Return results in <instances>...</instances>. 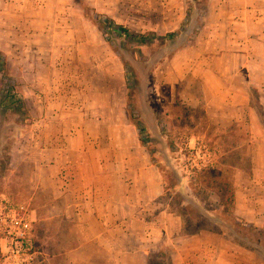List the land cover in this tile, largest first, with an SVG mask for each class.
I'll return each instance as SVG.
<instances>
[{"label":"rangeland","instance_id":"obj_1","mask_svg":"<svg viewBox=\"0 0 264 264\" xmlns=\"http://www.w3.org/2000/svg\"><path fill=\"white\" fill-rule=\"evenodd\" d=\"M78 1L89 15L133 31L177 35L121 48L117 36L111 44L104 39ZM0 51L8 68H0V100L12 86L29 117L2 114L0 105V212L24 205L31 225L20 256L0 240V264H70L69 214L52 217L54 195L40 187L50 183L45 168L55 158V136L74 134L81 118L97 138L101 164L109 161V137L123 149L138 142L136 158L148 160L162 187L150 210L170 213L183 238L203 235L200 251L183 263L264 264V233L243 217L247 207L251 219L264 218V0H0ZM223 168L238 200L230 217L216 192ZM60 177L65 187L64 171ZM104 177L99 183L117 195L121 179ZM253 204L262 205L260 213L251 212ZM172 249L150 253L149 264H171Z\"/></svg>","mask_w":264,"mask_h":264},{"label":"crops","instance_id":"obj_2","mask_svg":"<svg viewBox=\"0 0 264 264\" xmlns=\"http://www.w3.org/2000/svg\"><path fill=\"white\" fill-rule=\"evenodd\" d=\"M86 123L81 118L74 123V134L55 136V143L51 144L55 147V158L53 164L45 168L50 183L40 187L42 192L54 195L50 203L56 211L52 217L63 214L62 211L69 214L70 234L74 240L69 250L70 264H137L139 258L142 259L140 264H149L150 253L155 254L164 247L173 248L171 264H188L183 263V259L200 251L202 246L198 242L203 235L183 238L179 236L180 223L170 213L165 209L156 214L150 210L162 187L157 183L148 160L144 156L136 158L140 154L138 142L123 149L117 144L116 135L109 137L103 150L109 161L101 164L100 150L93 146L97 138L86 134ZM126 151V156L119 154ZM64 167L66 170H62ZM62 171L65 173V187L60 183ZM116 174L121 183L118 184V194L114 195L113 186L100 184L99 180ZM237 203L235 195L234 209H237ZM260 206L253 204L251 212L260 213ZM243 217L248 223L264 227V218L251 219L247 207ZM193 242L197 248L190 247L188 252L184 245ZM211 260L202 262L223 264L220 259Z\"/></svg>","mask_w":264,"mask_h":264},{"label":"trees","instance_id":"obj_3","mask_svg":"<svg viewBox=\"0 0 264 264\" xmlns=\"http://www.w3.org/2000/svg\"><path fill=\"white\" fill-rule=\"evenodd\" d=\"M77 1V0H76ZM78 4L80 5V8L83 11V14L88 17L98 28V30L102 33L104 39L108 43H112L111 36H117L119 38V45L121 48L126 47L127 42L130 43H138L141 45H148L151 42L155 40H167V39H174V37L177 35V31H167L164 34H156L154 31H146V32H137L131 30L129 27L119 24L113 19L97 12H93L92 15H89L87 12L86 6L81 2L78 1ZM0 68L7 70V62L0 51ZM126 76L128 77L127 80L130 82V74L129 72L126 73ZM1 113L4 114L5 110H10L19 113L22 115L24 120L28 121L29 117L26 113V109L24 106V102L22 99L18 98L17 95L14 92V89L12 86L7 88L6 90H3L1 93ZM130 119H132L134 116L133 114L129 115ZM135 125V124H134ZM137 128L139 129V142L142 143V145H145V141H147L146 137H143L142 134L145 131L143 127L139 126V123L136 124ZM216 192L219 196V205L221 207L222 213L225 216H233L234 214V205H235V192L233 184L229 177V170L228 168H223L216 173ZM196 227L199 229H207L208 231H213L217 233H221L223 235H226L227 237H230V234H227L224 231L218 230L215 227L210 226L209 224H206L204 221H197L195 223ZM249 227H253V229H257L260 233H264L263 228H259L257 226L249 224ZM198 229L195 231L197 232ZM164 250H161L159 254H164ZM0 260H1V251H0ZM168 264H170V260H168Z\"/></svg>","mask_w":264,"mask_h":264},{"label":"built area","instance_id":"obj_4","mask_svg":"<svg viewBox=\"0 0 264 264\" xmlns=\"http://www.w3.org/2000/svg\"><path fill=\"white\" fill-rule=\"evenodd\" d=\"M0 234V240L5 241L9 253L20 256L24 245L31 240V225L24 205L0 212Z\"/></svg>","mask_w":264,"mask_h":264}]
</instances>
